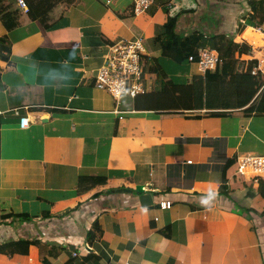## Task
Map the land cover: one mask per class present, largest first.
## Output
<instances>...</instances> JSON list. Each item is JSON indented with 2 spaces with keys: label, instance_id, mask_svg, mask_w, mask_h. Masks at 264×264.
<instances>
[{
  "label": "crops",
  "instance_id": "crops-1",
  "mask_svg": "<svg viewBox=\"0 0 264 264\" xmlns=\"http://www.w3.org/2000/svg\"><path fill=\"white\" fill-rule=\"evenodd\" d=\"M4 4L20 19L11 31L0 22V264H264V181L248 184L235 163L264 156V115L167 110L154 95L164 76L200 75L176 38L259 43L242 26L246 0H157L138 16L132 0H75L45 26ZM119 40H141L155 74L116 105L93 79ZM114 139L124 171L110 175ZM79 177L105 183L80 192Z\"/></svg>",
  "mask_w": 264,
  "mask_h": 264
},
{
  "label": "trees",
  "instance_id": "trees-1",
  "mask_svg": "<svg viewBox=\"0 0 264 264\" xmlns=\"http://www.w3.org/2000/svg\"><path fill=\"white\" fill-rule=\"evenodd\" d=\"M27 5V16L32 21H37L45 26L49 14L60 4L70 6L75 0H24ZM250 13L245 23L247 26L256 27L264 24V0H248ZM20 13L10 5H5L0 0V22L6 31H11L19 26ZM245 25V24H244ZM175 46L181 45L185 60L195 55L198 50L209 47L215 50L222 61L213 72L205 75L193 76L188 83L178 84L174 79H166L160 84L156 95L155 105L168 106L173 111H228L243 110L247 115H264V84L257 77L251 75V63L244 64L239 61L240 57L249 53V46L244 43H236L233 38L226 36L204 37L193 33L185 38H176ZM155 74V66H145L143 69L144 78ZM157 75V78L159 80ZM137 98V97H136ZM149 105L154 104V97L149 96ZM163 104V105H160ZM166 110V109H165ZM105 178L101 177H79L78 190L86 191L90 188L103 185ZM30 222L31 219L24 218ZM100 230L94 224V229L86 233V241L91 243L98 239ZM31 244L38 246V241ZM50 255L56 253L50 252ZM95 264L91 257L84 258V264Z\"/></svg>",
  "mask_w": 264,
  "mask_h": 264
},
{
  "label": "built area",
  "instance_id": "built-area-1",
  "mask_svg": "<svg viewBox=\"0 0 264 264\" xmlns=\"http://www.w3.org/2000/svg\"><path fill=\"white\" fill-rule=\"evenodd\" d=\"M157 0H132L131 14L138 16L143 14ZM248 5V0H246ZM109 3V1H107ZM17 5L21 11L27 12V5L24 0H17ZM248 5V12L250 13ZM245 21H242V26ZM254 33L259 36L257 45H249V53L247 55V63H251V75L257 77L264 84V24L254 27ZM188 62L193 63L197 67L200 75L207 72L215 71L221 66L222 61L218 53L210 48L198 50L195 55L188 57ZM146 66L143 54L141 40L126 41L119 40L107 46V51L103 65L96 71L93 83L94 87L105 91L116 103L122 97L134 99L147 91L148 82L143 76V69ZM15 117L19 119V126L25 129L28 125V117L16 108L12 110ZM112 156H110L109 174L116 175L124 171V165L116 159L120 140L114 139L112 144ZM236 172L243 177L248 184H260L264 181V156L244 155L239 156L235 160ZM161 210L171 208L170 202H162L159 204ZM79 252H74L73 257H78ZM102 264H109L104 261Z\"/></svg>",
  "mask_w": 264,
  "mask_h": 264
},
{
  "label": "water",
  "instance_id": "water-1",
  "mask_svg": "<svg viewBox=\"0 0 264 264\" xmlns=\"http://www.w3.org/2000/svg\"><path fill=\"white\" fill-rule=\"evenodd\" d=\"M137 191H140V188H137Z\"/></svg>",
  "mask_w": 264,
  "mask_h": 264
}]
</instances>
